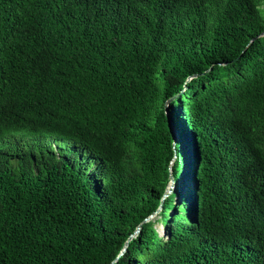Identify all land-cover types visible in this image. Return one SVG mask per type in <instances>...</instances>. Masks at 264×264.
<instances>
[{
    "label": "trees",
    "instance_id": "trees-1",
    "mask_svg": "<svg viewBox=\"0 0 264 264\" xmlns=\"http://www.w3.org/2000/svg\"><path fill=\"white\" fill-rule=\"evenodd\" d=\"M0 264H264V0H0Z\"/></svg>",
    "mask_w": 264,
    "mask_h": 264
},
{
    "label": "rangeland",
    "instance_id": "rangeland-1",
    "mask_svg": "<svg viewBox=\"0 0 264 264\" xmlns=\"http://www.w3.org/2000/svg\"><path fill=\"white\" fill-rule=\"evenodd\" d=\"M172 185V184H171ZM173 186H171L172 188ZM156 228H157V231L159 232V234H163V231H164V228H163V225L161 223H158L156 225Z\"/></svg>",
    "mask_w": 264,
    "mask_h": 264
}]
</instances>
